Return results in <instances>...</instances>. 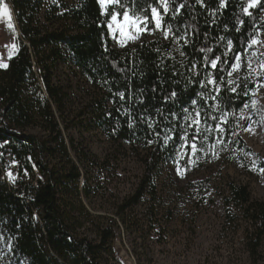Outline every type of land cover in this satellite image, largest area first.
I'll return each instance as SVG.
<instances>
[{
	"label": "trees",
	"instance_id": "1",
	"mask_svg": "<svg viewBox=\"0 0 264 264\" xmlns=\"http://www.w3.org/2000/svg\"><path fill=\"white\" fill-rule=\"evenodd\" d=\"M263 2L250 8L249 16L243 11L249 0H224L223 5L221 0H168L163 24L172 26L173 38L188 36L187 44L178 40L179 54L171 57L169 43L157 38L115 47L107 22L114 9L122 12L119 4L104 16L98 0H0L11 8L18 29L17 51L6 68L0 67V243L8 246V262L0 264H121L114 248L119 223H127V209L155 195L158 163L152 152L134 195L119 206L120 219L87 212L81 198L88 196V180L82 182L79 164L86 169L90 155L83 141L76 144L64 135L74 97L90 88L96 105L89 125L114 142L152 141L154 151L161 148L162 135L181 124L185 109L194 108L192 101L203 102L199 93L205 88L192 81L204 80L209 72L218 83L221 75L229 79L227 65L218 66L223 72L205 68L204 57L225 59L229 39L244 56L250 39L264 31ZM120 3L149 18L156 6L155 0ZM193 63L199 76L188 70ZM221 88L217 101L229 111L251 102L243 87L236 93L230 86ZM172 92L177 95L171 97ZM201 111L206 116L211 110ZM258 111L264 117V106ZM30 128L40 133H28ZM238 141L251 151L241 137ZM9 160L20 167L15 181L4 173ZM229 191L228 200L247 213L256 251L264 238V200H252L247 186L231 185Z\"/></svg>",
	"mask_w": 264,
	"mask_h": 264
},
{
	"label": "rangeland",
	"instance_id": "2",
	"mask_svg": "<svg viewBox=\"0 0 264 264\" xmlns=\"http://www.w3.org/2000/svg\"><path fill=\"white\" fill-rule=\"evenodd\" d=\"M112 6L118 4L101 5L102 14L106 16ZM8 8L10 21L0 15V64L6 65L17 51L18 38L17 25L9 5ZM114 12L119 13L117 9ZM261 17L264 20V9ZM9 23L13 28L8 27ZM109 23L113 24L108 30L117 48L157 38L169 43V56L179 54L178 40L171 31L168 38L164 36L168 26L163 21L161 30L142 33L127 27L121 32L110 17L107 25ZM255 38L264 42V31L259 30ZM249 60L254 71L247 67ZM262 63L264 43L258 42L247 55L241 56V70L231 77L236 84L230 87L237 90L243 87L242 93L251 95L249 104L229 111L218 101L208 99L205 103L202 100L184 114L179 126L162 135L163 146L155 151L152 141L131 145L114 142L103 131L90 126L91 110L96 105L92 102L90 88L74 97L73 112L67 120L69 129L64 135L74 139L76 144L83 141L90 155L91 161L86 162L83 169L84 164L80 165L71 151L85 175L82 182L88 180V196L83 193L81 198L87 212L120 219L119 206L134 195L152 152L158 163L152 184L155 195L145 196L127 209V223H119L114 248L121 264H264V238L253 251L247 213L242 204L228 200L230 186L235 184L247 186L252 200H264V163L261 161L264 160V117L258 111L259 106H264ZM211 88L209 85L204 89L206 97L216 95L210 92ZM209 109L215 120L208 118L209 114L204 116L202 111L197 118L201 121L199 124L189 126L191 121L184 119L189 113L194 116L196 110ZM217 124L224 130L219 131ZM27 132L39 134L40 130L30 128ZM194 136L195 148L192 147ZM238 136L251 151L242 147ZM162 149L167 151L159 157ZM16 163L6 161V176L12 181L17 178V171H12ZM7 249L2 240V263L8 262Z\"/></svg>",
	"mask_w": 264,
	"mask_h": 264
},
{
	"label": "snow or ice",
	"instance_id": "3",
	"mask_svg": "<svg viewBox=\"0 0 264 264\" xmlns=\"http://www.w3.org/2000/svg\"><path fill=\"white\" fill-rule=\"evenodd\" d=\"M98 2L101 5H105V4H119L122 12L120 13H110V18L112 22H115L117 25V28L119 31L123 32L124 29L127 27L129 29L131 28H135L137 30V32H144V31H148V32H153L155 30H161L163 25H162V21L164 20V18L166 16L169 15V7H168V0H155L156 6L155 7H151L150 9V16L151 18H149L148 14H137L134 10H130L128 8L125 7L124 4L120 3V0H98ZM137 2V0H132V3L135 4ZM172 2L174 3L175 0H172ZM197 2H201V0H197ZM260 0H249L248 3V7L244 8L243 11L251 16V12H249V8H255L258 4H259ZM224 0H221V5H223ZM161 5L162 10H161ZM184 5H180V7H183ZM179 13V8L175 9L174 15ZM0 15L8 17L9 21L11 20V15L9 12V8L8 5L6 3H3L2 5H0ZM239 23L242 25L243 21H239ZM149 25H153V27H149ZM108 28L111 29L113 27L112 23H109ZM8 27L11 29L13 28V25L11 23L8 24ZM171 25H168V31H164V36L165 38H168L169 34H170V30H171ZM236 31H240L239 28L236 29ZM174 35V34H173ZM175 39L179 40V39H183L184 43L187 44L188 43V36L187 34H185L183 37H175ZM221 40H224V37H220ZM258 42L260 43H264L262 41H258L255 37L250 39V42L247 44V47L243 49V53L244 55H247V52L249 49H251L253 46H255ZM14 47V46H13ZM201 52H212V49H201ZM232 53V59L231 61H229L227 58L229 56V54ZM181 56L184 55L183 52L180 53ZM223 57L225 59L222 60L220 55L215 56L214 59H209L207 56L204 57V67L208 68L210 67L212 70H216L218 72H223L225 71V69L223 67H218L219 65H227L228 68L230 70L227 71V77H229V79L225 80V77L223 75H221L219 77V83L217 82V80L215 78L209 79V77L213 76L212 72L207 73V75L205 76L204 80H193V83H198L201 88H208L209 85L212 86V88L210 89L211 91H214L216 93V95H209V96H205L204 92L199 93L201 100H203L205 103L208 102V99H211L212 101H217L219 94L222 91L221 85H226V86H232L234 84H236V80L231 79V77L233 76V73H239L241 70V53L240 52H235L233 50V41L232 40H227V43L225 45V51L222 53ZM0 67H4L6 68L7 65L6 64H0ZM247 67L249 70L254 71V69H252V65H251V61L249 60ZM261 67L264 68V63L261 64ZM189 71H191L193 73L194 76H199L200 72L197 68V64L193 63L190 68L188 69ZM238 86V85H237ZM229 90L232 93H236L237 91V87H230ZM121 97H123V93L120 94ZM177 93L176 92H172L171 93V97L176 96ZM245 95H247V93H245ZM171 97H166V99L171 98ZM192 104L195 106L197 104L196 100L192 101ZM215 107L218 108V105H214ZM185 112H188L187 109H185ZM210 115V114H209ZM201 116V110H196L195 111V115L193 116L191 113H189L188 115H186L184 117V119L186 121H191V124L189 126H191L192 124H199L201 121L199 119H197L198 117ZM213 120L216 119L215 116L211 117ZM217 129L219 131H223L224 129L217 124ZM199 132V129L197 130ZM157 135H159V133H157ZM195 139L196 137L194 136L192 138L193 140V144L192 147L195 148ZM9 175H11V173H9Z\"/></svg>",
	"mask_w": 264,
	"mask_h": 264
},
{
	"label": "built area",
	"instance_id": "4",
	"mask_svg": "<svg viewBox=\"0 0 264 264\" xmlns=\"http://www.w3.org/2000/svg\"><path fill=\"white\" fill-rule=\"evenodd\" d=\"M16 164H18V163H16ZM12 171H13V172L17 171V173H16L15 175L18 177L19 172H20V167H19V165L12 166ZM35 172H36V170H35ZM4 173H6V172H4ZM6 175H7V173H6ZM34 184L37 185V181H36V180L34 181Z\"/></svg>",
	"mask_w": 264,
	"mask_h": 264
}]
</instances>
